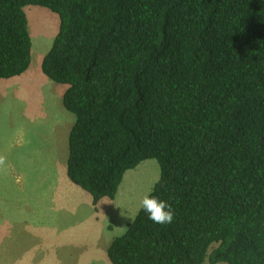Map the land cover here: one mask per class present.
Returning a JSON list of instances; mask_svg holds the SVG:
<instances>
[{"label": "trees", "instance_id": "1", "mask_svg": "<svg viewBox=\"0 0 264 264\" xmlns=\"http://www.w3.org/2000/svg\"><path fill=\"white\" fill-rule=\"evenodd\" d=\"M27 6L60 28L42 71L76 116L67 176L93 205L156 159L112 264H264V0H0V81L32 64Z\"/></svg>", "mask_w": 264, "mask_h": 264}, {"label": "rangeland", "instance_id": "2", "mask_svg": "<svg viewBox=\"0 0 264 264\" xmlns=\"http://www.w3.org/2000/svg\"><path fill=\"white\" fill-rule=\"evenodd\" d=\"M24 10L32 64L24 75L0 81V216L26 219L24 240L28 245L33 240L37 256L44 259L36 264H49L55 242L71 247L88 264H112L108 248L127 232L142 209L141 199L155 191L160 164L151 159L128 171L116 202L97 219L92 204L85 201L92 197L67 176L69 135L76 123L63 104L68 86L42 71L59 32V16L40 6ZM11 226L18 229L13 218ZM39 233L43 239L34 235Z\"/></svg>", "mask_w": 264, "mask_h": 264}, {"label": "crops", "instance_id": "3", "mask_svg": "<svg viewBox=\"0 0 264 264\" xmlns=\"http://www.w3.org/2000/svg\"><path fill=\"white\" fill-rule=\"evenodd\" d=\"M105 200L106 199L100 202V204L98 205V210H96L93 205L92 198L85 199L87 204H92L93 210H95V212L97 213V219L101 216V212L104 213L105 211L109 210L117 199L110 202H106ZM11 218H13L14 221L17 222L18 229L11 226ZM2 219L3 216H0V264H36V262L40 263L44 261L42 254L37 256L36 251L38 250H35L34 241L29 240L28 245L27 240H24L25 235L22 226L25 225L26 219L11 216L4 218L3 221ZM34 235L39 236L43 239L42 233ZM71 250V247L57 246V242H55L53 248L51 249V259L48 260L47 263L88 264L87 260L82 257L83 255H76Z\"/></svg>", "mask_w": 264, "mask_h": 264}, {"label": "clouds", "instance_id": "4", "mask_svg": "<svg viewBox=\"0 0 264 264\" xmlns=\"http://www.w3.org/2000/svg\"><path fill=\"white\" fill-rule=\"evenodd\" d=\"M3 163L4 160L2 157H0V164ZM140 206L148 215V218L154 223L163 225L169 224L173 221V210L171 208V205L165 201L159 200L156 197L145 195L140 201ZM121 234H123V230Z\"/></svg>", "mask_w": 264, "mask_h": 264}]
</instances>
